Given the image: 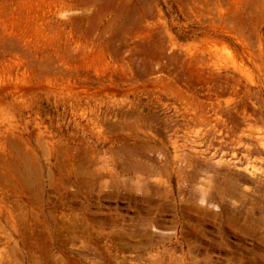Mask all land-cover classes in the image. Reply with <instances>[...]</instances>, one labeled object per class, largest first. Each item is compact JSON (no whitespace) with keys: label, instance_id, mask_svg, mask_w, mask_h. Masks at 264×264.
<instances>
[{"label":"rangeland","instance_id":"1","mask_svg":"<svg viewBox=\"0 0 264 264\" xmlns=\"http://www.w3.org/2000/svg\"><path fill=\"white\" fill-rule=\"evenodd\" d=\"M0 264H264V0H0Z\"/></svg>","mask_w":264,"mask_h":264}]
</instances>
